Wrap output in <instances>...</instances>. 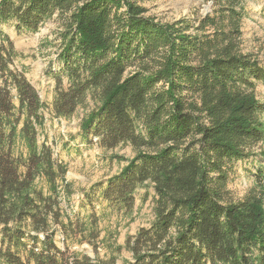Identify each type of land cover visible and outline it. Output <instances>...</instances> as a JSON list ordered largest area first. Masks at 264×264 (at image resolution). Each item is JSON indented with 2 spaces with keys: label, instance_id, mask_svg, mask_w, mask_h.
I'll use <instances>...</instances> for the list:
<instances>
[{
  "label": "trees",
  "instance_id": "1",
  "mask_svg": "<svg viewBox=\"0 0 264 264\" xmlns=\"http://www.w3.org/2000/svg\"><path fill=\"white\" fill-rule=\"evenodd\" d=\"M239 5L214 0L212 15L163 24L138 0H0V23L17 34L64 18L58 67L45 73L55 82L53 113L70 117L91 96L82 138L134 151L83 200L128 211L137 187L154 191L150 224L127 243L128 264H264V102L255 91L264 87V66L241 49ZM14 55L0 41V264H114L68 256L54 242L56 225L64 240L75 231L57 219L63 165L35 144L41 103L8 67ZM18 130L29 147L24 160L12 154ZM239 161L255 165L254 185L232 201L226 185ZM36 174L51 195L37 189Z\"/></svg>",
  "mask_w": 264,
  "mask_h": 264
},
{
  "label": "rangeland",
  "instance_id": "2",
  "mask_svg": "<svg viewBox=\"0 0 264 264\" xmlns=\"http://www.w3.org/2000/svg\"><path fill=\"white\" fill-rule=\"evenodd\" d=\"M138 1L146 10V16L163 24L180 19L197 20L212 15L215 10L214 0ZM239 1L236 11L240 14L241 49L255 55L264 66V0ZM63 22L64 18L54 15L44 21L35 32L23 34H17L11 22L0 23V41L14 51L15 55L8 65L10 70L21 73L40 100V123L32 120L35 144L39 147L48 146L54 160L63 165L64 174L55 184L56 206L59 210L57 219L63 226L73 228L76 235L71 232L70 237L64 240L61 234L64 232L63 227L56 225L54 242L57 248L67 250L68 256L73 253L85 255L92 260L112 259L114 264H128L132 256L126 249L127 243L140 229H145L150 224L154 191L149 184L137 187L134 204L128 211L107 208L100 198L95 199L91 206L83 200V191L90 190L96 183H104L112 175L119 173L134 156V151L129 144L107 150L96 144L97 138L92 135L82 138L80 124L96 106L91 96H87L85 102L78 105L70 117L58 118L53 113L55 82L45 73L51 67L52 70L58 67L56 58L60 51ZM7 41L11 42L10 46ZM255 91L257 99L263 103V85L258 83ZM12 94H15L14 89ZM13 99L17 107L18 100L15 97ZM24 119L23 116L17 129L22 126ZM262 122L264 123V114ZM19 130L12 154L13 157L24 160L29 154V147ZM254 168V164L246 161L233 164L226 185L232 201H240L252 189ZM35 176L34 184L37 189L45 196L51 195L47 180L38 174ZM262 200L264 203V195ZM92 219L96 226L90 224ZM90 228L96 230L92 240L88 239L87 234Z\"/></svg>",
  "mask_w": 264,
  "mask_h": 264
}]
</instances>
